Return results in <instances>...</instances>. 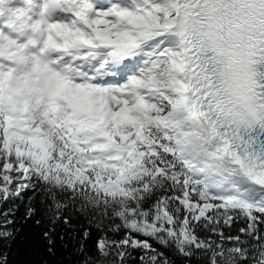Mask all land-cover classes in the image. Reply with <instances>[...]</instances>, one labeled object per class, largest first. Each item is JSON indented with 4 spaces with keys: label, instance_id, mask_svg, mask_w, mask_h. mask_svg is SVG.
Wrapping results in <instances>:
<instances>
[{
    "label": "snow or ice",
    "instance_id": "obj_1",
    "mask_svg": "<svg viewBox=\"0 0 264 264\" xmlns=\"http://www.w3.org/2000/svg\"><path fill=\"white\" fill-rule=\"evenodd\" d=\"M102 262L264 264V0H0V264Z\"/></svg>",
    "mask_w": 264,
    "mask_h": 264
},
{
    "label": "trees",
    "instance_id": "obj_2",
    "mask_svg": "<svg viewBox=\"0 0 264 264\" xmlns=\"http://www.w3.org/2000/svg\"><path fill=\"white\" fill-rule=\"evenodd\" d=\"M235 231H236V229L234 228L233 229V234H235ZM96 238V233H95V231H93V240ZM90 243V245H91V241L89 242ZM102 264H103V262H102Z\"/></svg>",
    "mask_w": 264,
    "mask_h": 264
}]
</instances>
